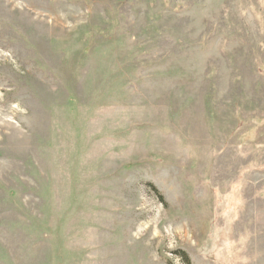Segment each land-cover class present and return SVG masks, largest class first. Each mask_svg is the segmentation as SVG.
<instances>
[{
	"label": "rangeland",
	"instance_id": "1",
	"mask_svg": "<svg viewBox=\"0 0 264 264\" xmlns=\"http://www.w3.org/2000/svg\"><path fill=\"white\" fill-rule=\"evenodd\" d=\"M264 264V0H0V264Z\"/></svg>",
	"mask_w": 264,
	"mask_h": 264
},
{
	"label": "trees",
	"instance_id": "2",
	"mask_svg": "<svg viewBox=\"0 0 264 264\" xmlns=\"http://www.w3.org/2000/svg\"><path fill=\"white\" fill-rule=\"evenodd\" d=\"M182 259L184 264H193L190 257L186 253L182 254Z\"/></svg>",
	"mask_w": 264,
	"mask_h": 264
}]
</instances>
